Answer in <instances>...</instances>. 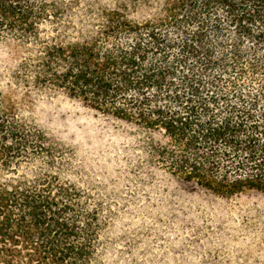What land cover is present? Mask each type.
<instances>
[{
    "label": "trees",
    "instance_id": "obj_1",
    "mask_svg": "<svg viewBox=\"0 0 264 264\" xmlns=\"http://www.w3.org/2000/svg\"><path fill=\"white\" fill-rule=\"evenodd\" d=\"M0 46V264H218L157 175L264 193V0H0ZM11 90L74 100L121 140L99 163Z\"/></svg>",
    "mask_w": 264,
    "mask_h": 264
},
{
    "label": "rangeland",
    "instance_id": "obj_2",
    "mask_svg": "<svg viewBox=\"0 0 264 264\" xmlns=\"http://www.w3.org/2000/svg\"><path fill=\"white\" fill-rule=\"evenodd\" d=\"M13 57L10 46H0V68ZM8 95L25 118L52 129L78 152L93 154L99 163L107 159L105 152L109 154L115 146H111L112 142L118 144L121 140L120 135L114 133L111 122L64 96L26 97L15 90ZM161 177L157 175V184L164 189L161 193L185 207L188 226L184 238L204 237L205 245L201 248L207 262L264 264V193L249 192L220 199L186 193L175 181ZM176 233L172 236L177 237ZM159 238L165 239L162 232Z\"/></svg>",
    "mask_w": 264,
    "mask_h": 264
}]
</instances>
